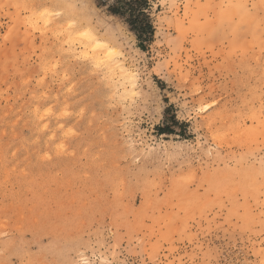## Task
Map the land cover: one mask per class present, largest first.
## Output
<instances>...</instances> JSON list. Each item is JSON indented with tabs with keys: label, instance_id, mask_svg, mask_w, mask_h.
<instances>
[{
	"label": "rangeland",
	"instance_id": "rangeland-1",
	"mask_svg": "<svg viewBox=\"0 0 264 264\" xmlns=\"http://www.w3.org/2000/svg\"><path fill=\"white\" fill-rule=\"evenodd\" d=\"M147 3L0 0V264H264V0Z\"/></svg>",
	"mask_w": 264,
	"mask_h": 264
},
{
	"label": "trees",
	"instance_id": "trees-1",
	"mask_svg": "<svg viewBox=\"0 0 264 264\" xmlns=\"http://www.w3.org/2000/svg\"><path fill=\"white\" fill-rule=\"evenodd\" d=\"M97 1L100 5H105L104 0ZM116 2H119V0H116ZM122 3L125 8V13L116 4L108 5L107 10L111 14L120 15L124 18L129 29L134 32L136 38L139 40V47L144 49V39H150L153 33V26L149 14L145 11L148 6L147 0L130 2L122 0Z\"/></svg>",
	"mask_w": 264,
	"mask_h": 264
},
{
	"label": "bare ground",
	"instance_id": "bare-ground-1",
	"mask_svg": "<svg viewBox=\"0 0 264 264\" xmlns=\"http://www.w3.org/2000/svg\"><path fill=\"white\" fill-rule=\"evenodd\" d=\"M71 8L73 9V7L71 6ZM71 9V11H73L74 12V10H72ZM74 9H75V11L78 13V14H82V15H86L87 13H88V11H89V8L88 7H86L85 5H82V4H79V5H77V4H75L74 5ZM70 11V12H71ZM72 13V12H71ZM76 14V13H75ZM71 15V14H70ZM81 15V16H82ZM76 17V16H75ZM84 18H86V17H84ZM83 18V16H82V19H84ZM80 19V18H79ZM85 20V19H84ZM76 24V23H75ZM78 26H79V24H77ZM77 25L75 26V27H77ZM91 36L92 35H94V33H91L90 34ZM93 38H94V40L96 41V42H100L99 40H97V39H95V37L94 36H92ZM105 45V44H104ZM106 49V48H105ZM126 74V73H125Z\"/></svg>",
	"mask_w": 264,
	"mask_h": 264
}]
</instances>
